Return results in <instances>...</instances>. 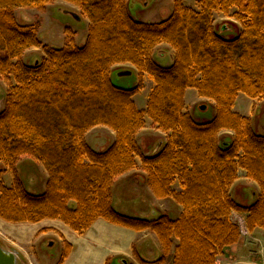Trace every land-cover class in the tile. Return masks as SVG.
I'll use <instances>...</instances> for the list:
<instances>
[{"label":"trees","instance_id":"trees-1","mask_svg":"<svg viewBox=\"0 0 264 264\" xmlns=\"http://www.w3.org/2000/svg\"><path fill=\"white\" fill-rule=\"evenodd\" d=\"M55 1L0 0V77L9 83L0 113V164L14 174L8 188L0 168V219L59 220L79 235L98 220L149 231L163 252L154 264H216L241 239L234 214L245 217L249 232L264 230V135L234 111L240 94L264 100V0H198V11L174 0L172 15L158 24L135 20L128 0H64L90 23L83 46L66 31L64 48L43 46L39 26L16 18L20 9L43 11ZM216 13L236 20L240 33L223 37ZM163 44L173 50L168 66L154 58ZM33 48L45 57L27 65L24 54ZM126 64L138 72L134 87L112 81L113 68ZM145 76L154 88L141 110L134 97ZM188 89L215 103L214 118L199 122L185 111ZM146 118L168 135L153 156H145L137 141ZM100 126L115 133L104 153L86 141ZM223 131L233 133L231 141L221 142ZM24 158L45 168L43 193L28 191L21 181L17 165ZM138 159L153 195L182 207L179 219L132 218L114 209L113 186ZM241 170L260 187L250 207L230 194ZM177 180L180 191L173 188ZM71 250L65 243L60 263Z\"/></svg>","mask_w":264,"mask_h":264},{"label":"rangeland","instance_id":"rangeland-1","mask_svg":"<svg viewBox=\"0 0 264 264\" xmlns=\"http://www.w3.org/2000/svg\"><path fill=\"white\" fill-rule=\"evenodd\" d=\"M197 1L198 0H183L186 7L198 11L199 8ZM127 6L129 12L135 20L145 24H158L170 18L174 10V0H128ZM235 12V10H232L231 15ZM77 17H79V19ZM16 18L18 23L21 25H26L27 23L38 25L39 38L42 41L43 46L55 48L65 47L67 41L66 31H70L74 34L77 46H83L88 36L90 24L89 20L82 15L78 7L69 4L64 0H56L52 4L48 5L43 11L37 9H20L16 12ZM214 24L217 31L226 39L236 37L241 31V25L236 20L220 13L214 14ZM172 55L173 50L171 47L163 44L157 48L154 58L161 65L168 66L173 62ZM44 57L45 54L41 48H33L23 57V61L27 65H34L35 63L40 62ZM122 71H130L132 74L131 76L120 77L119 73ZM112 81L117 86L134 87L138 84V72L135 67L129 64L116 66L113 68ZM12 84H15L14 79H12ZM152 86V81L151 86L149 83L145 86L144 80L143 90L135 95L134 101L139 109H146ZM8 90L9 83L0 77V113L5 109ZM263 101L264 100H252L245 94H240L234 108V111L236 110V112L248 116V118L252 120L255 131L261 135H264ZM202 106H205L206 110H201ZM185 111L193 116L196 121L204 122L214 118L216 114V105L211 100L201 98L198 95L197 90L188 89L185 94ZM109 130L111 129L108 127L100 126L86 136L87 143L94 151L104 153L112 145L114 137L110 135ZM142 130L143 131L138 134V144L146 150V156H153L160 146L166 141L168 135L159 130L149 118H146L145 128ZM233 136L232 132L223 131L220 134V140L221 142L226 143V141H231ZM27 160L28 161H23L17 165V172L25 188L28 191L37 194L39 191L33 190L31 186H29V180H45L44 172L45 174H47V172L38 162L29 158H27ZM138 161H140V159H138ZM139 166L141 167V163ZM0 168L4 170L3 182L5 186L8 188L11 187L14 183V174L10 171H6L4 163L0 164ZM145 178L146 175L141 168H136L125 180H145ZM173 188L175 190L181 189V185L178 180L175 182ZM254 193L256 196L260 194L259 185L255 181L249 179L246 172L241 170L239 172L238 180L234 183L230 191L232 198L237 199L236 201L238 203L246 207H250L253 201L252 199ZM169 200L171 202L169 205V211L166 210L167 212H165L163 210L165 208H160L157 204L154 207L148 204L150 206L148 214L151 217L167 215L172 220L179 219L180 215H178V210H180L181 206L174 200ZM114 208L120 213H124L125 216L135 218L134 203L121 205L118 200H116ZM232 218L239 226L244 225L245 217L243 215L234 214ZM0 221L2 220L0 219ZM2 222L5 226L11 225L4 221ZM242 237L241 245L235 251H232V247L229 248L230 251L228 253L227 249L225 254H223V262L219 264H235V262L239 261V257L241 256H256L258 250L261 248V241L257 240L253 235H247L246 237L242 235ZM12 243H14L13 239L10 238L9 235L5 234V228L0 227V245L11 247ZM47 250H49L48 252L51 254H55L56 252L54 247L51 249L47 247Z\"/></svg>","mask_w":264,"mask_h":264},{"label":"crops","instance_id":"crops-1","mask_svg":"<svg viewBox=\"0 0 264 264\" xmlns=\"http://www.w3.org/2000/svg\"><path fill=\"white\" fill-rule=\"evenodd\" d=\"M30 51L31 49L24 56ZM144 80L145 86L147 83L151 86V80L147 76H145ZM152 85L151 90L154 88L153 82ZM239 114L242 115L241 113ZM242 116L248 117L246 115ZM96 129H92L88 134ZM109 131L110 135L115 139V133L111 130ZM142 149L146 156V150ZM23 161L28 160L26 158ZM140 163L141 161L137 160V168H141L139 166ZM130 173L120 177L115 182L112 189L113 207L116 200L121 205L134 203L135 218L147 220H153L158 217H151L148 214L149 205L154 207L157 204L160 208L164 207L165 209L163 210L165 212L170 210V200L157 199L145 180H125ZM47 178L48 174L44 172L45 180H29V186L33 190H38L39 193L37 194H40L46 189ZM180 190L177 189L176 191ZM254 195L256 196L255 193ZM182 213L183 209L180 207L178 215L181 216ZM121 214L125 215L124 213ZM0 227L5 228V234L9 235L14 242L11 247H2L6 251L16 253L18 264H107L108 260L115 264L119 262H122V264H153V262L159 260L163 255L160 242L154 233L149 231L136 232L110 224L105 220L96 221L91 229L83 235L77 234L59 220H44L36 224H11L9 226H5L0 221ZM249 235H253L257 240L261 241V248L258 250L256 256H241L235 264H264V231L258 229L252 233L249 232ZM242 238L241 236L239 243L232 247V251H235L241 245ZM49 242L55 243V254L48 252L47 247ZM65 242L72 247V250L67 259L60 263V255ZM229 251L230 249L227 250V253ZM222 260L223 255L218 257L216 264L222 263Z\"/></svg>","mask_w":264,"mask_h":264},{"label":"water","instance_id":"water-1","mask_svg":"<svg viewBox=\"0 0 264 264\" xmlns=\"http://www.w3.org/2000/svg\"><path fill=\"white\" fill-rule=\"evenodd\" d=\"M77 18L79 19V17ZM131 74L132 73L130 71H122L119 73V76L120 77L131 76ZM201 110H206V107L202 106ZM253 199H255V195H253ZM49 246L52 247L53 243H50ZM0 264H18V258L16 253L6 251L0 246Z\"/></svg>","mask_w":264,"mask_h":264},{"label":"flooded vegetation","instance_id":"flooded-vegetation-1","mask_svg":"<svg viewBox=\"0 0 264 264\" xmlns=\"http://www.w3.org/2000/svg\"><path fill=\"white\" fill-rule=\"evenodd\" d=\"M50 243H53V246H52V247L49 246ZM65 243H66V242H65ZM65 243H64V244H65ZM49 244H48V248H50V249L53 248V247L55 246V243H54V242H49ZM64 244H63V250H62V252H61V255H62V253H63V251H64ZM61 255H60V258H61ZM111 264H115V263H111ZM116 264H122V262H119V263H116Z\"/></svg>","mask_w":264,"mask_h":264},{"label":"built area","instance_id":"built-area-1","mask_svg":"<svg viewBox=\"0 0 264 264\" xmlns=\"http://www.w3.org/2000/svg\"><path fill=\"white\" fill-rule=\"evenodd\" d=\"M241 227H242L243 234L247 236V235H248V233H247V231L245 230V228H244V225H243V226H241Z\"/></svg>","mask_w":264,"mask_h":264}]
</instances>
